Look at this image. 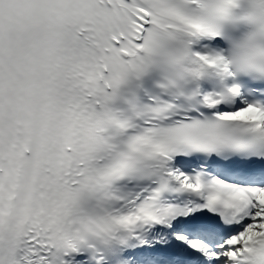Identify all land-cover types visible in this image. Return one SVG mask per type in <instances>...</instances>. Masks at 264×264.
<instances>
[{
    "label": "snow or ice",
    "instance_id": "6c2138e0",
    "mask_svg": "<svg viewBox=\"0 0 264 264\" xmlns=\"http://www.w3.org/2000/svg\"><path fill=\"white\" fill-rule=\"evenodd\" d=\"M0 264H264V0H0Z\"/></svg>",
    "mask_w": 264,
    "mask_h": 264
}]
</instances>
